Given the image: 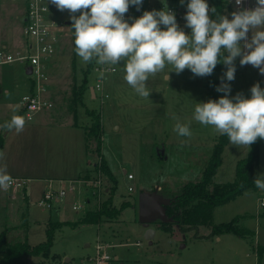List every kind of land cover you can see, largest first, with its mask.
Wrapping results in <instances>:
<instances>
[{"label": "rangeland", "instance_id": "374dc122", "mask_svg": "<svg viewBox=\"0 0 264 264\" xmlns=\"http://www.w3.org/2000/svg\"><path fill=\"white\" fill-rule=\"evenodd\" d=\"M19 1L22 0H0V28L12 22L11 33L17 39L24 20ZM18 4H21L20 10L15 11ZM165 4L170 6L167 0H143L140 10H160ZM228 8L225 14L231 13L232 9L230 6ZM136 11L137 8L131 6L128 12L134 14ZM18 13L19 19L16 18ZM56 14L64 22L55 62L58 65L54 66L52 73L57 101L52 110L43 113L51 114L49 117L55 124L37 132L32 130L35 122L26 119L23 114L25 127L20 132L13 129L9 135L7 153H4L8 161L6 170L16 176L29 177L30 183L27 194L20 195L17 200L8 199L6 194L0 196V235L6 232L7 238L13 243L28 242L36 246L47 241L51 223H66L55 229L48 259L42 255L32 256L27 264H95L91 260L98 254L97 245L100 243L109 245L106 249L111 257L108 264H264V252L261 249L264 245V206L261 205L264 191L261 189L247 192L240 199L218 206L214 212L215 224L229 222L242 215L239 217V227L252 230L244 229L251 232L247 237L224 233L196 238V233L208 234L210 228L200 226L182 233L176 224L170 233L155 226H158L155 221L163 220L159 214H155L151 225L157 234L152 244L145 238L146 228L140 220L139 211L141 194L156 193L168 201L184 185L200 181L220 136L212 126L202 125L193 118L197 102L214 100L209 94V76H194L185 69L179 75L170 72L168 81L164 76L171 70V65H167L163 72L149 76L146 82L151 91L149 98L140 97L124 79L123 61L117 65L104 64L116 70L107 71L102 77L101 72L95 70L101 64L94 58L92 70L87 72L89 62H83L75 52L69 12H61L56 8ZM178 25L186 33L191 32L185 23ZM248 36L251 38V32ZM24 41L22 39L21 42ZM75 54L78 84L83 83L87 72L89 88L96 87L98 80L103 79V94L97 91L98 96L93 99L89 92L86 93L84 105L78 106L79 127L73 129L68 120L75 121L71 115L75 104L71 102L76 86L72 70ZM235 66V79L231 82L225 80L231 86L230 97L237 93L250 97V89L257 82L264 88V75L257 68L241 66L239 58ZM25 67V63L16 61L1 69V73L6 71L10 74L9 81L15 73L9 84L8 80L0 81V98L5 97L7 100L0 99V102L13 103L17 110L21 108L22 97L28 93L32 81ZM225 72L226 66L222 63V69L213 75L219 85ZM8 87L10 92L6 95L3 91ZM214 92L219 98L224 95L216 89ZM87 110L95 111L102 118V154L117 180L114 206L121 208L123 202H129L118 218L106 220L101 225L82 222L88 210H94L103 203L93 194L94 187L86 182L101 181L98 189L101 190L103 201L109 198L114 186L110 178L98 168L100 157L96 142L88 141L92 154L86 151L85 129L88 130L90 126H86L91 123ZM13 112L7 121L17 114V111ZM6 114V109H3L0 119L5 118ZM177 122L189 125L191 136L178 135L174 131ZM4 131L3 128L1 134ZM159 150H164V154L160 155ZM249 150L248 147L234 146L229 141L223 150L222 163L214 177L215 183L234 181L237 163L247 156ZM128 174L134 178L128 179ZM258 174L264 175V139L260 148ZM50 179L63 180L67 186L74 185L75 188L51 210L36 204ZM129 186H133L134 190L129 191ZM105 189H109L108 194L104 193ZM74 204L82 207L78 211L73 210ZM218 236L221 240H218Z\"/></svg>", "mask_w": 264, "mask_h": 264}, {"label": "clouds", "instance_id": "9594fccd", "mask_svg": "<svg viewBox=\"0 0 264 264\" xmlns=\"http://www.w3.org/2000/svg\"><path fill=\"white\" fill-rule=\"evenodd\" d=\"M56 8L68 11L74 29L75 52L85 63L94 58L98 64L117 65L124 62V79L135 93L149 98L146 82L149 76L171 70L177 75L185 69L194 76H210L223 63L226 72L216 91L224 93L218 100L197 102L194 120L212 126L220 135H226L237 147H248L264 139V88L255 83L251 96L237 93L230 97L229 83L235 79V61L241 66L251 65L264 75V0H256L254 8H243V0H235L239 10L227 15L215 14L207 0H188L184 16L186 33L177 23L175 13L167 7L144 11L131 23L125 19L131 6L140 9L143 0H50ZM181 5L185 0H180ZM79 13V15H77ZM251 32V38L248 33ZM227 53V55H225ZM103 77V73H101ZM25 119L13 115L0 127L23 130ZM174 131L180 136H191L190 127L179 122ZM264 175L253 183L264 191ZM12 183L6 168H0V189L8 190Z\"/></svg>", "mask_w": 264, "mask_h": 264}, {"label": "trees", "instance_id": "16d2710c", "mask_svg": "<svg viewBox=\"0 0 264 264\" xmlns=\"http://www.w3.org/2000/svg\"><path fill=\"white\" fill-rule=\"evenodd\" d=\"M176 3L180 4V0H176ZM187 3L188 0H185L183 5L187 6ZM213 5L216 8V13L212 15V19H216L217 15H224V9L226 8L224 0H215ZM77 15H79V13H77ZM72 34L74 40L75 36L73 28ZM76 65L75 60H73L74 70ZM92 66L93 60L89 62L87 72L92 70ZM221 69L222 63L218 64L213 73L209 76V80H211V88H213H210L209 94L214 100L219 99L217 94L214 92L217 86H219V81L213 78V75L216 71ZM87 72L85 73L83 83L79 87L74 88L75 107L83 105V95L88 89ZM75 109L77 110V108ZM76 110L74 112L75 120L78 118ZM87 113L91 117L92 121L86 134L87 146H89V140L96 142V151L100 157V164L98 168L103 174L110 178V180L114 183V186L110 191L109 198L106 199L98 208L88 210L83 217L82 222L83 224H101L105 220L118 218L121 211L129 205V202H123L121 208L114 206L113 199L117 180L102 154L104 133L102 118L95 111L87 110ZM16 115L22 117L23 111L19 110ZM228 142L229 139L226 135L219 136L214 146L213 153L203 170L202 179L198 182L184 185L182 190L177 195L168 200L169 203L165 206L166 219L155 221L157 222L159 228L170 233L174 231L175 224L180 228L182 233L196 230L200 226H207L210 228V234L208 236H200L196 233L194 235L196 238H207L224 233H233L238 237L249 236L250 232L239 227V216L229 222L215 224L213 222V214L216 207L225 205L247 192L257 191L259 189L255 186L253 181L259 175L258 169L262 139H258L254 144H252L247 156L238 161L236 166V179L232 182L217 184L214 181V177L222 163V153ZM4 144V136L3 134H0V150L4 147ZM63 224L66 223H51V226L47 231V241L36 246H33L28 242L19 241L13 243L7 238V233L3 232L0 235V264H27L30 257L40 255L48 259L53 242L54 231ZM261 249L264 248L262 247ZM258 253L261 256V252L259 251Z\"/></svg>", "mask_w": 264, "mask_h": 264}, {"label": "built area", "instance_id": "2783aa9c", "mask_svg": "<svg viewBox=\"0 0 264 264\" xmlns=\"http://www.w3.org/2000/svg\"><path fill=\"white\" fill-rule=\"evenodd\" d=\"M215 0H207L209 7H214L213 2ZM25 6L24 23H23V35L25 38V46L21 51L12 52L5 47L0 48V67L17 62H23L26 66H31L32 71L30 79L32 80V88L28 94L23 96L21 101L20 110L23 111L24 116L28 120H33L36 115L45 109L52 108L53 103L46 98L47 85L50 82L47 65L48 62L57 55L58 42L60 38V32L64 22L56 17V6L50 2V0H22ZM226 8L224 9V15H227L231 19V13L239 10L235 4V0H224ZM232 9L231 13H227L229 7ZM243 8H254L256 6V0H243ZM176 15L177 23H185L184 16L187 12V8L179 4H171L168 7ZM161 10V9H160ZM144 11H151V9L138 10L134 14L130 12L126 13L125 19L129 23L134 18H137L143 14ZM212 13L210 16L212 18ZM95 70L101 73L107 71H115L114 67H106L104 64L95 67ZM103 79L98 80V84L94 87L95 92L100 91L103 94ZM128 179L132 180L134 176L128 174ZM12 183L7 191L0 189V191L7 192L11 200H17L20 195H26L28 192V185L30 183L29 178L25 177H11ZM58 183L57 185L55 183ZM86 184L93 186V194L98 197L100 203L102 200L101 190L98 189L101 185L100 180H90ZM94 184V185H93ZM42 192L40 200L36 202L37 205L46 209H54L55 204L65 200L66 195L73 191L74 185L67 186L63 180L50 179ZM129 191H133V186H129ZM104 193L108 194L109 189H105ZM103 193V194H104ZM89 204V201H87ZM264 205V202H262ZM101 206V205H100ZM82 207L80 204H74L72 209L78 211ZM98 254L92 258L95 264H107L111 257L107 254L103 244L97 245Z\"/></svg>", "mask_w": 264, "mask_h": 264}, {"label": "crops", "instance_id": "0c3cea01", "mask_svg": "<svg viewBox=\"0 0 264 264\" xmlns=\"http://www.w3.org/2000/svg\"><path fill=\"white\" fill-rule=\"evenodd\" d=\"M21 4V6H22V10H23V14H25V6H24V3L22 2V1H19ZM167 3H169L170 5L171 4H177L176 3V0H167ZM20 5L18 4V5H16V7L17 8H15L16 10L15 11H18V9L20 10ZM179 5H181V4H179ZM19 16H20V14L18 13V14H16V18H18L19 19ZM10 23L12 24L11 26H13V23L12 22H7V23H5V24H3L2 26H1V28H0V48H2V47H5L6 49H8L9 51H12V52H17V51H21L23 48H24V46H25V41L22 43L21 41H22V39L24 40L25 38H24V35H23V24H22V27H21V33H20V35H19V39H17V36H14V33H13V35H12V33H11V31H12V27L10 26ZM22 23H24V20H23V22ZM16 27V26H15ZM20 43H22V44H20ZM57 57H58V54L56 55V56H54L48 63V65H47V68H48V74H49V77H50V82L48 83V85H47V92H46V98L47 99H49L50 101H52V103H53V107H54V104H56V101H57V99H56V95H54L55 94V90H53L54 89V84L52 83V73H53V69H54V66H57V65H55L56 63V59H57ZM73 60H75V64H76V54H75V58L73 59ZM73 62V61H72ZM27 67H29V66H26L25 67V72H26V68ZM3 68V66L2 67H0V81L1 82H6L7 80H8V84H9V82L13 79L12 78V76H14V73L15 72H13V74L11 75V80L9 81V76H10V74L8 73V72H6V71H4L3 73H1V69ZM72 70H73V72L75 73V83H76V86L75 87H79L82 83H80V84H78L79 82L76 80V68H75V70L73 69V66H72ZM4 75L6 76V77H4ZM29 76V75H28ZM83 82V81H82ZM1 86V85H0ZM29 89V91H28V93L30 92V90H31V88H32V82L30 83V86L28 87ZM6 95L7 94H9V92H10V89H9V87L8 88H5V90L3 91ZM87 92H89V95L93 98V99H96L97 98V96H98V93L97 92H95L94 91V93H92L91 92V88H89V86H88V89L85 91V93H84V95H83V105H84V100H86L85 99V95H86V93ZM27 93V94H28ZM25 96V95H24ZM74 89H73V96H72V100H71V102L74 104ZM0 99H3V101H7L6 100V98L5 97H2V98H0ZM72 104V105H73ZM56 106V105H55ZM79 106H81V105H79ZM20 107H21V105H20ZM53 107L52 108H48V109H45V110H43L42 112H40L38 115H36L35 116V118L33 119V120H31V121H34L35 122V124H33L32 125V130H34V131H40V130H43L44 128H46V127H49V126H51L52 124H55L54 122H52L51 120H53V119H50V117H49V115L51 116V114H43L45 111H47V110H52L53 109ZM75 108H77V110L75 109ZM3 109H6V111H7V116L5 117V118H3V119H0V125H3L4 123H5V121H7L8 120V118L12 115V113H14L13 111H19V110H17V108H15V107H13V103H11V105L8 103V102H6V104H4L3 102H0V112L1 111H3ZM72 109H73V111L75 112V110H76V114H77V111H78V107H75V106H73L72 107ZM74 112L71 114V115H73V117L75 116V114H74ZM64 113V112H63ZM49 117V118H48ZM74 119H75V117H74ZM72 120V119H71ZM77 120H75L74 122L73 121H69L68 120V122H69V125L74 129V127H76V126H78L79 127V124H78V121L76 122ZM92 122V121H91ZM59 124H61V123H59ZM91 125V123L89 124V125H87L86 127H89ZM25 127V126H24ZM2 130H3V127H0V134H1V132H2ZM13 130V129H12ZM12 130H7V129H5V131H4V133H3V136H4V139H5V144H4V147L0 150V168H6L7 169V166H8V161L6 160V155L7 154H4V153H7V152H5L6 151V147H7V144H8V138H9V135L10 134H12L11 132H12ZM25 130H27V128L25 129ZM87 134V129H85V135ZM85 138H87V135L85 136ZM86 146H87V139H86ZM86 151L87 152H89L90 154H92L91 152H90V149H89V146H87L86 147ZM106 159V158H105ZM260 163V162H259ZM11 177H25V176H16V175H14V173H11V172H7ZM25 178H29V177H25ZM30 179V178H29ZM4 194H6L7 195V197H8V199H10L9 198V196H8V194H7V192H5V191H0V196H3ZM247 193H245V194H243L242 196H240V197H238L237 199H240V198H242L243 196H245ZM158 196V195H157ZM159 197V196H158ZM237 199H235V200H237ZM11 200V199H10ZM235 200H233V201H235ZM13 201V200H12ZM232 202V201H231ZM230 203V202H229ZM228 204V203H227ZM261 205H262V203H261ZM264 206V205H263ZM217 208V207H216ZM215 208V209H216ZM214 212H215V210H214ZM241 217H243L242 215H240ZM239 216V217H240ZM213 217H214V214H213ZM106 221V220H105ZM105 221H103V223H105ZM103 223H101V224H103ZM221 223V222H220ZM101 224H99V225H101ZM155 226L157 227V228H159L156 224H155ZM150 227L151 228H154V227H152V225H150ZM242 229H249V230H251L250 228H242ZM251 232H252V230H251ZM250 232V233H251ZM255 233H256V231H255ZM157 234V230H155V234L154 235H156ZM210 234V231H209V233L208 234H205V235H200V236H208ZM211 237V236H210ZM218 240H221V237L220 236H218ZM101 244H103V243H101ZM152 244V243H151ZM105 247H107V249H108V247H109V245L107 244V243H105V244H103ZM261 247H263L264 248V245H262ZM263 252H264V249H263ZM117 258V257H116ZM108 264V263H107ZM122 264H123V262H122Z\"/></svg>", "mask_w": 264, "mask_h": 264}, {"label": "water", "instance_id": "95a60500", "mask_svg": "<svg viewBox=\"0 0 264 264\" xmlns=\"http://www.w3.org/2000/svg\"><path fill=\"white\" fill-rule=\"evenodd\" d=\"M70 23V22H69ZM32 71L31 66L26 68V74L30 75ZM94 87L91 88V92L94 93ZM159 154L163 155L164 150H159ZM126 172V171H125ZM168 201H165L157 196L156 193L148 194L142 193L139 200V211H140V220L143 222L144 227L146 228L145 238L152 243L154 238L155 230L150 227L153 222L155 214H159L163 220L166 219L165 206L168 204Z\"/></svg>", "mask_w": 264, "mask_h": 264}]
</instances>
